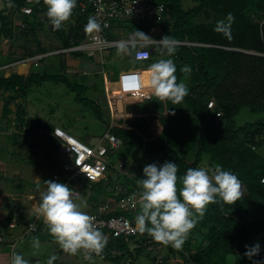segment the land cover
<instances>
[{
    "label": "trees",
    "instance_id": "obj_1",
    "mask_svg": "<svg viewBox=\"0 0 264 264\" xmlns=\"http://www.w3.org/2000/svg\"><path fill=\"white\" fill-rule=\"evenodd\" d=\"M152 1L164 6L162 20L155 24H161V38L169 35L180 42L174 56L164 57L173 59L178 82L188 80L189 94L180 104L153 97L157 116L136 118L128 128L113 127L114 136L136 142L144 151L159 154V165L165 161L174 162L178 167V176H183L189 168H214L217 164L236 174L244 189L242 199L231 205L218 201L207 206L204 217L189 233V242L194 246L195 254L188 257L192 264H252L244 256L246 249L242 246L259 239L264 233V0H192V5L188 7L183 5L184 0ZM9 3L13 4V12L20 16L23 28L14 25V13L7 7ZM25 4L26 0L4 1L5 6L0 9V48L4 40L17 42L19 39L25 40L27 35L35 39L37 30L46 26L63 49L77 46L89 35L84 31L88 14L81 13L77 5L70 20L60 30L54 31L47 17L41 18V14L46 12L43 0L31 5L32 13L28 16L20 12ZM228 13L235 17L231 25V40L214 31L217 21L224 19ZM126 24L133 28L135 22ZM137 31L147 34L148 30L142 28ZM37 47L38 54L47 53L39 43ZM155 55H161L159 47ZM12 56L4 57L0 68L20 60L19 57L13 60ZM33 56L34 52L30 50L22 55L24 58ZM60 65L59 70L50 69L59 71L57 75L43 71L26 76L14 73L6 77L4 71H0L1 117L7 118L12 113L11 104L15 103V121L18 131L26 132L23 138L27 146H31L32 137L54 129L37 119H24V99L32 86L52 81L65 82L73 88L61 75L64 65ZM185 65L191 67L190 74L180 71ZM4 93L7 95L4 96ZM77 99L78 102H95L81 99V96ZM211 99L214 100L213 110L207 108ZM93 108L95 114L101 117L100 108ZM243 109L259 118L238 125L235 118ZM15 135L5 137L13 146L18 145L16 137L12 139ZM47 138L54 151L58 152L59 143L51 135L47 134ZM59 173L63 177L65 170L59 168ZM117 175L115 177L120 178V186H116L113 177L107 173L106 181L89 182L82 179L81 188L85 192L89 189L91 193L87 199L91 211L87 214L95 212L104 199L117 203L134 193H140L137 181L119 172ZM43 181L53 180L43 176L40 185H44ZM116 188L119 189L116 191ZM138 211L119 210L109 215H123L133 221ZM13 215L15 213L11 210L0 225V235L3 237L10 235L7 231L9 223L15 218ZM16 220L18 225L33 221L26 220L24 215H18ZM44 225L40 221L36 231L26 236L40 238ZM48 236L51 239V235ZM136 237L143 238V247L154 242L146 233ZM190 249L186 248L188 251ZM230 257H233L231 263ZM253 260H264V252L260 251Z\"/></svg>",
    "mask_w": 264,
    "mask_h": 264
},
{
    "label": "rangeland",
    "instance_id": "obj_2",
    "mask_svg": "<svg viewBox=\"0 0 264 264\" xmlns=\"http://www.w3.org/2000/svg\"><path fill=\"white\" fill-rule=\"evenodd\" d=\"M4 1L7 0H0V9L5 6ZM10 4L7 7L14 13L13 4L9 6ZM183 5L187 7L191 6L192 0H184ZM12 15L16 21L15 25H17L20 16L17 13ZM41 18H45V13L41 14ZM160 25L153 26V34L149 35L147 31L146 35L153 39L161 38ZM46 27L37 30L35 39L32 35H27L25 40L19 39L17 42L7 40L2 43L0 51L8 54V56L13 55L14 57H19L20 60L24 58L22 57L24 52L29 50L34 52V56L31 58L32 60H27L23 64L27 67L19 70V74L26 75L29 70L30 72L28 74L32 72H43L44 68L37 65L39 63L42 66L49 67L46 71L49 74L57 75L60 73L57 70H50L56 69L54 58L60 54L56 53L60 48L58 40L50 32V28L47 27V29ZM142 28L149 30V26L146 24L137 25L135 23L133 28H131L125 22L113 21L109 23L108 27H103V32L109 40L114 41L125 37L127 38L129 34ZM38 43L47 52L44 54L42 62L37 61L42 58V54H38L37 51ZM72 53L76 55H72ZM69 54L71 55L70 58L78 61L79 67L77 70L79 72L74 73L77 76L74 74L69 75L65 72L61 73V75L66 78V81L73 88L68 87L65 82L54 83L52 81L40 82V85H33L27 97L24 99V102H26L24 119L26 120L27 117V120L37 119L42 122H50L52 126L63 129L67 134L86 144H88V138L94 137L102 139L101 144L106 145V140L103 137L108 131L114 135L113 127H118V123L120 122L117 121V116L116 118H112L113 113L111 110L112 108H117V106L113 104L111 108L109 104H105L103 98L100 96V92L103 96V85L101 84L102 75L94 77L96 75L95 73L99 72L102 67L96 59L99 55L89 57L86 52H71ZM125 55H118L117 48H110L103 52V56L107 61L104 66L108 74L107 76L115 74L118 80L121 71H129L127 61H125ZM13 56V60H17ZM2 57L0 54L1 61ZM148 64L149 61L143 62L141 65L147 66ZM85 69L89 74H82V71ZM4 72L8 76L10 73L16 72V70L13 68H5ZM90 80L97 87L101 88V91H93L89 84L91 83ZM183 82L186 85L188 84L187 79H184ZM117 91L118 89H116ZM148 94L150 95V93ZM1 95L2 92L0 93V112L3 106ZM6 95L7 93H4V96ZM140 95L145 94L140 93ZM79 96H81V99L93 100L95 102L93 104L92 102H85V100L78 102L77 98ZM94 106L100 108L101 117L95 114ZM138 106H141V108H138ZM145 106H150L149 109L155 111V107L152 104L147 105L146 103L136 105L135 109L143 110ZM10 109L12 113L7 118L0 117V225L5 222V217L11 210L12 212L14 211L15 215L13 216L15 217L14 220H16L17 216L21 214L20 208L25 213L26 219H33L35 215H32L35 213L40 200V192L33 186L35 178L37 177L40 183L42 182L43 176L54 181L56 176L61 177L58 171L59 168L69 165L67 158L61 154L60 150L58 152L54 151L46 134L42 133L32 137L31 146H27L23 138L26 132L20 133L17 128L18 124L15 121V103L11 104ZM258 118V115H252L247 109H243L236 116L235 121L238 125H242L243 123ZM13 133L17 135L12 137V139L16 137V141L18 142V145L14 146L5 138ZM152 135L153 140H155V132ZM118 140V147L112 149L105 159L107 164L106 173L113 177V183L115 182L116 186H120V178L115 177V175L118 176L117 172L122 176L137 181L138 179L144 178L143 167L145 165L152 163L159 165L161 158L159 154L142 150L136 142L125 141L121 138ZM144 140L147 141L146 139ZM82 184L83 180L79 178L70 184V188L77 193L75 202L80 206L82 211L88 213L91 211V206L87 204V199L91 193H89V189L86 192L83 191L81 188ZM28 187L31 189L30 192L33 200L30 198V195L27 198L28 193L24 199L21 197L23 189L28 191ZM118 189L116 188V191ZM103 202L108 205L110 210H114L117 207L115 206V201L104 199ZM43 228H46V225L41 228L43 235H40L39 238V248L33 247L32 239L26 236V227H23V224L14 230L9 229L7 233L14 232L18 237L23 238L17 239V241L9 244L6 242V239L11 235L4 237V240L0 242V264H2L3 260H5L6 264H11L13 253L22 255L24 259L29 261V264H49V261H51V264H192L188 256L193 257L195 254L194 246L189 242L191 239L189 235L181 249H175L170 245L165 246L155 241L149 242L146 247H143V238L133 237L128 240L120 239L118 241L107 239V244L103 249L102 255H93L91 260H87L84 258L83 251L75 255L63 251L52 236L51 239L49 238L48 231L46 229L43 230ZM256 243H259L260 251L264 252V233L257 240L244 243L242 248L246 249L245 245L251 246ZM187 247L191 249L188 251L186 250ZM138 249H142L140 250L141 252H138ZM229 262H233V257L229 258Z\"/></svg>",
    "mask_w": 264,
    "mask_h": 264
},
{
    "label": "clouds",
    "instance_id": "obj_3",
    "mask_svg": "<svg viewBox=\"0 0 264 264\" xmlns=\"http://www.w3.org/2000/svg\"><path fill=\"white\" fill-rule=\"evenodd\" d=\"M43 4L46 6L45 16L56 31L70 20L76 0H43ZM234 20L232 13H228L224 19L217 21L214 31L231 40V25ZM100 30V22L89 18L84 31L93 33ZM149 43L158 45L161 57H172L180 42L169 35L157 41L136 30L130 39L117 43V54L145 57L147 53H142L139 49L145 48ZM176 71L171 58H160L151 63L143 77L150 94L160 101L182 103L189 94V89L183 81L178 82ZM180 71L190 74L192 69L185 65ZM177 173V165L169 161L162 165L152 163L143 167L144 178L137 180L141 191L135 223L140 234L146 233L157 243L180 249L190 231L204 217L209 204L218 201L235 204L242 199L243 188L237 175L219 164L214 168H189L183 176H178ZM43 184L45 187L40 192L36 212L43 218L48 233L60 248L73 255L83 251L87 260H91L93 254L101 256L107 237L98 229L95 217L81 210L75 202L73 190L67 184L56 181H43ZM32 227L35 228V225ZM32 244L34 248H39V238L33 237ZM245 248L244 256L252 264H264V260H253L254 256L259 255V243L245 245ZM11 264H29V261L22 255L13 253Z\"/></svg>",
    "mask_w": 264,
    "mask_h": 264
},
{
    "label": "built area",
    "instance_id": "obj_4",
    "mask_svg": "<svg viewBox=\"0 0 264 264\" xmlns=\"http://www.w3.org/2000/svg\"><path fill=\"white\" fill-rule=\"evenodd\" d=\"M35 3H37V0H26L25 6H23L20 10L21 14L26 16L30 15L32 13L31 5ZM76 5L81 13L88 14V18H95L98 20L101 24V30L98 32L89 33V35L77 46L69 49L58 50L56 53L86 52L89 57H96L98 54V58H100L99 62L102 65L105 63L103 52L110 48H117V43L121 41L109 40L103 32V27H108L109 23L113 21H122L125 23L132 21L138 24H146L147 26H150L148 34L151 35L154 32L153 26L162 20L164 12V6L162 4H155L152 0H76ZM16 26L23 28V25L20 21ZM157 47L158 45L149 43V45L145 48L139 49L140 52L147 53V56L142 58H135V56H133V61L136 63L149 61L152 57V52H155ZM43 56L44 54H42L41 57L43 58ZM27 60L32 59L26 58L25 62ZM16 64L18 63L16 62L7 64L0 68V70L11 68ZM137 73L138 71H128L119 74L118 91L117 94L113 96V98H133L139 96L140 93H143H123V74L130 75ZM207 108L210 110L214 109L213 99L207 103ZM217 116H219V114H217ZM51 136L59 143L61 154L64 155L69 162V165L63 167L65 170L64 176H56L54 181L67 184L69 186L72 182L79 178L89 182L107 180V164L105 159L112 149L118 147L119 140L117 137L108 131L103 137V139L106 140V145H102V139H99L95 146H90L67 134L59 127H55L52 130ZM73 193L74 197H76L77 193L75 191H73ZM30 198L33 200V196H30ZM115 206L117 207L114 210H110L107 204L100 203L96 211L89 215L95 217V222L98 229L105 234L107 239L121 238L128 240L138 236L140 233L137 229L135 220L132 221L130 218L123 215L112 216L109 214L118 212L119 210L126 212L137 211L139 209V194L134 193L120 202H117ZM34 214L35 217L33 218V221H30L27 223V225L23 224V227H26V235L29 232H35L37 229V223L40 221L43 222V218L40 217L36 211ZM16 222L17 221L13 219L9 223L8 228L14 230L16 227H19L18 222L17 224ZM33 225H35V228L32 227ZM3 240L4 237L0 235V242Z\"/></svg>",
    "mask_w": 264,
    "mask_h": 264
},
{
    "label": "crops",
    "instance_id": "obj_5",
    "mask_svg": "<svg viewBox=\"0 0 264 264\" xmlns=\"http://www.w3.org/2000/svg\"><path fill=\"white\" fill-rule=\"evenodd\" d=\"M15 22L16 21L14 20V24H15ZM132 34H129L127 36V38L125 37L123 39H117V40L127 41L128 39L131 38ZM154 40H160V38L154 39ZM4 41H7V40H4ZM59 48H60L59 50H63V48L60 46V43H59ZM0 52H1V57L3 55H4V57H8V54H6V53L4 54L2 51H0ZM69 53H71V52H69ZM69 53L68 54L60 53V55H57L54 58V62H55V68L56 69L61 67L60 64H63L64 65V70L62 71V73L65 72L66 74L70 75V74H74V73L79 72V70H77L79 66H78V61H75L72 58H70L71 55ZM4 57H2V61H3ZM16 58L17 57L15 56L14 59H16ZM103 58H104V56H103ZM160 58H166V57H161V55H155V52H154V53H152V58L149 61V64L147 66H142L141 65L142 63H136V62L133 61L132 58L130 59L129 55H127V54L125 55V61H127L129 72L138 71V73L137 74H130V75H124L123 74V77H122L123 93L124 94L125 93L138 94L140 92H143V94H145V95H140V96L133 97V98H131V97L130 98H123V99H115V98H113V96H115L117 94L116 89H118V80H117V76L115 74H111L110 76H107L108 74H107V72H106V70L104 68V66L107 63L105 58H104L105 63L103 65L99 63V65L102 66L101 70L99 72L95 73L96 75H94V77H98V75H102V79H101L102 83L101 84L103 85V96L101 95V92H100V96L103 98L105 104H109V106L111 108H112L113 104H115L117 106V108H112L111 112L113 113L112 118H116V116H117V121L121 122V123H118L119 124L118 127L128 128V127H130V125L132 123V120H135L136 118H146V119H148L149 116H151V115L152 116H157V113H155L153 110L149 109L150 106H145L143 108V110L142 109L136 110L135 106L139 105V104L142 105V104H145V103L147 105L148 104H152L153 105V103H152L153 100L152 99L155 96H152L151 94L150 95L148 94V93H150V91L147 89L146 80H143V77L145 76V73H146V70H147L148 66L151 63L157 61ZM96 59H97V62H99L100 58H96ZM0 62H1V60H0ZM17 63H20V64H16L13 67H11L14 70H16V72L10 73L8 76H10L11 74H14V73L19 74L18 73L19 70H23V69H25L27 67L26 65H23L24 63H26L25 62V58H24V60L21 59V60L17 61ZM37 65L43 67L45 72L49 68L47 66H42V64H40V63L37 64ZM35 66H36V64H35ZM2 67H4V66H2ZM30 69H31V67H30ZM0 71H4V69H1ZM29 72H30V70H29ZM122 72L123 71H121L120 73H122ZM28 73H26V75H28ZM39 73L41 74L42 72H39ZM82 74H84V75L86 74L87 75V74H89V72L85 69V70L82 71ZM4 75L7 77L5 72H4ZM19 75H22V74H19ZM74 75L77 76V74H74ZM137 78H140V79H137ZM90 82L92 83V84L91 83H89V84H90V87H91V89L93 91H101L100 90L101 88L97 87L96 84H94L91 80H90ZM142 82H143V87H141V83ZM1 98H2V95H1ZM24 103H25L24 104V106H25L26 102H24ZM138 108H141V106H138ZM0 113H2V108H1V112ZM0 117H1V114H0ZM27 119L28 118L26 117V120ZM39 122L42 123V124H47L51 128L57 127V126H52L50 124V122H42V121H39ZM152 123H151V130H152V133H154L153 128H152ZM49 131L50 130L46 131V135L47 134L51 135V132H49ZM99 139H96V138L92 137V138H88L87 141H93L95 143V145H96L98 143ZM37 180L38 179L36 177L34 182H33V186L35 187V189H37V190H39V192H41V191L44 190L45 185H40L39 180L38 181ZM38 186H40V187H38ZM30 191H31L30 187H28V191L23 189V191L21 193V197L24 199L25 197H27L26 195L28 193V197L27 198H29V195L32 196ZM20 209L22 210V208H20ZM21 210H20L21 214H19V215H24L25 213L23 211H21ZM29 219L30 218H27L26 220H29ZM43 230H45V228H43ZM10 235H9L10 237L7 236L8 239H6V242L9 243V244L17 241V239L23 238V237H20V236L18 237V235L15 234L14 232L10 233ZM14 235H15V237H13ZM11 237H13V238H11ZM3 263L6 264L5 260H3L2 264Z\"/></svg>",
    "mask_w": 264,
    "mask_h": 264
},
{
    "label": "water",
    "instance_id": "obj_6",
    "mask_svg": "<svg viewBox=\"0 0 264 264\" xmlns=\"http://www.w3.org/2000/svg\"><path fill=\"white\" fill-rule=\"evenodd\" d=\"M152 53H154V52H152ZM96 139H99V138H96ZM88 145L95 146V143L93 141H88Z\"/></svg>",
    "mask_w": 264,
    "mask_h": 264
}]
</instances>
